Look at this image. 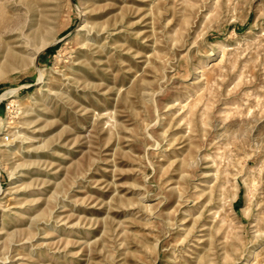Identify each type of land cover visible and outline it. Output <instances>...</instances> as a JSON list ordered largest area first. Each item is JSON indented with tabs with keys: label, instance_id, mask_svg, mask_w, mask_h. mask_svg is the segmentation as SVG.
Wrapping results in <instances>:
<instances>
[{
	"label": "rangeland",
	"instance_id": "374dc122",
	"mask_svg": "<svg viewBox=\"0 0 264 264\" xmlns=\"http://www.w3.org/2000/svg\"><path fill=\"white\" fill-rule=\"evenodd\" d=\"M0 264H264V0H0Z\"/></svg>",
	"mask_w": 264,
	"mask_h": 264
},
{
	"label": "built area",
	"instance_id": "2783aa9c",
	"mask_svg": "<svg viewBox=\"0 0 264 264\" xmlns=\"http://www.w3.org/2000/svg\"><path fill=\"white\" fill-rule=\"evenodd\" d=\"M5 137H6V139H9V136L8 135H6Z\"/></svg>",
	"mask_w": 264,
	"mask_h": 264
}]
</instances>
